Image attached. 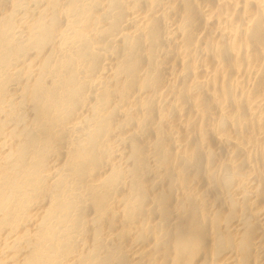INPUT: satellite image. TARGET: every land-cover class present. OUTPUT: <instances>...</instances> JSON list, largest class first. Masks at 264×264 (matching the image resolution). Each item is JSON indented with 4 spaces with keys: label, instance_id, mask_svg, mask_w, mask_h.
Returning a JSON list of instances; mask_svg holds the SVG:
<instances>
[{
    "label": "bare ground",
    "instance_id": "1",
    "mask_svg": "<svg viewBox=\"0 0 264 264\" xmlns=\"http://www.w3.org/2000/svg\"><path fill=\"white\" fill-rule=\"evenodd\" d=\"M0 264H264V0H0Z\"/></svg>",
    "mask_w": 264,
    "mask_h": 264
}]
</instances>
